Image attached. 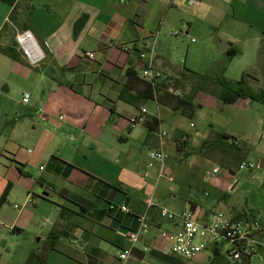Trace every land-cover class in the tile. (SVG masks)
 Masks as SVG:
<instances>
[{"label": "crops", "instance_id": "0c3cea01", "mask_svg": "<svg viewBox=\"0 0 264 264\" xmlns=\"http://www.w3.org/2000/svg\"><path fill=\"white\" fill-rule=\"evenodd\" d=\"M189 2L16 0L10 6L0 0V49L13 48L17 55L14 60L0 52V201L7 192L0 207V241L13 244L14 236L26 231L37 238V244L24 248L16 263L9 248L0 246V264L6 252L9 259L4 264H26L31 253L42 252L47 253L44 264L157 260L154 252L161 253L167 246L159 230L174 227L160 220L156 209H147L149 199L176 213L191 209L202 220L216 213L229 219L264 216L260 192L264 169L258 174L250 171L255 185L238 179L231 168L226 175L216 167L222 173H212L208 184L200 168L188 163L180 180L179 169L173 171L169 157L176 150L177 135L191 137L190 143L193 137L174 127L168 139V133L161 131L162 109L171 110L156 98H147L145 83L127 77L131 69L138 78L139 52L152 55L160 70L156 66L161 59L156 52L160 37L163 31L181 26L180 30L187 29L184 35L199 36L200 51L212 45L227 56L222 73L237 62L228 81L237 83L245 77L248 87L251 82L261 91L264 78L253 77L250 69L253 59H260L264 71V0ZM14 12L44 52L45 59L37 67L17 50L18 27L10 22ZM83 17L86 22L75 38V24ZM222 45L227 46L225 52ZM86 53H93L94 59ZM25 92L30 94L27 104L22 102ZM142 109L148 112L147 122L159 121L157 131L151 132L147 124H130ZM151 151L164 152L167 160L151 162ZM167 172L172 181L161 177ZM245 191L249 199L241 211L228 206L227 198ZM201 194L208 199L204 204L198 199ZM123 205L130 213L121 211ZM145 215L151 225L149 236L131 257L120 260L129 247L124 233L137 230L138 219ZM52 236L58 238L49 251Z\"/></svg>", "mask_w": 264, "mask_h": 264}, {"label": "rangeland", "instance_id": "374dc122", "mask_svg": "<svg viewBox=\"0 0 264 264\" xmlns=\"http://www.w3.org/2000/svg\"><path fill=\"white\" fill-rule=\"evenodd\" d=\"M180 29L181 26H178L175 29L163 31L156 49L161 59L157 62L156 66L171 77L178 79L187 77V79H184L186 83L184 82L180 87L184 91L185 97L191 93L194 85L193 82H190L191 73L193 72L207 76L210 79H215L218 76L231 77V71L237 62L232 64L225 74L224 72L222 73L225 64H227V56L214 51L213 49H217V47L212 45L200 51L201 40L197 34L190 33L189 35L179 37L171 35L175 31H181ZM218 47L220 50V45ZM252 65L253 67L250 69L251 75L262 81L264 71H262L260 59H253ZM249 85L253 91L257 92L255 84L250 82ZM220 90L221 88L218 85L211 82L203 86L202 91L198 94L200 99L194 102L196 112L192 120L183 117L180 113L162 109L164 125L161 131L163 130L168 133V139H171L174 127L193 137L190 143L191 137L187 136V139H185L186 134L177 135L176 150L169 157L170 165L173 171L179 169L177 174L182 182L184 180L182 170L186 164L191 163L193 167L200 168V174L204 175V179L208 184L213 168L220 167L223 171V173L222 171L220 172L222 174L230 175L229 169L231 168L236 173L238 179L257 185L254 181H251L250 175H252L251 172L256 174L263 172V169H259V165L261 160H264V105L245 99H240L234 105H223L217 97ZM261 91H264V87ZM172 97L177 98L175 96ZM192 123L194 127L190 126ZM197 133L199 135H196ZM223 134L236 139L241 150L236 151L225 146H215L213 140L216 139L217 135ZM204 138L207 139L204 140ZM201 145L202 148H200ZM241 162L252 164L254 170L251 172L250 170H239ZM194 175L197 183L199 173L196 171ZM191 182L193 184L194 180ZM262 191L260 192L264 193ZM198 199L203 204L208 200L202 194ZM227 199L228 206L233 204L236 210L241 211L245 200L249 199V194L245 191L239 196ZM211 200L210 198L209 201ZM254 212L257 213L256 211ZM11 242L13 244L6 241L1 243L0 241V246L6 248V250L9 248L8 251L10 250L13 256L12 262L16 263L18 256L24 248L26 249L30 243L33 246L37 244V238L34 239L32 234L26 231L16 234ZM8 255L9 252L3 254L1 264L6 263L9 259ZM175 258L180 261V264H233V262L228 261L225 257L214 259L210 253L201 254L191 261H186L179 257ZM148 263L170 264L159 258L157 260L149 259L146 264ZM250 264H264V259L261 255H254L250 259Z\"/></svg>", "mask_w": 264, "mask_h": 264}, {"label": "built area", "instance_id": "2783aa9c", "mask_svg": "<svg viewBox=\"0 0 264 264\" xmlns=\"http://www.w3.org/2000/svg\"><path fill=\"white\" fill-rule=\"evenodd\" d=\"M196 3H198V0H190L189 2L190 5ZM15 30L17 50L30 66L37 67L45 59L42 48L30 31ZM184 32H187V29L185 31H175L172 36H183ZM86 57L94 59L93 53H86ZM138 59L142 63L138 74L140 81L150 85L155 93L158 89H162L167 94L177 98L184 97L185 93L180 87H177L176 80L155 67L152 55L139 52ZM29 100L30 94L25 92L22 102L27 104ZM147 114V110L142 109L135 118L130 120V124L133 126L145 125L148 121ZM59 119L64 120V117L60 116ZM161 136L164 138L165 133H162ZM149 156L151 162L160 161L164 163L167 160L166 154L160 151H151ZM152 165L153 163H150L149 167H152ZM239 170L252 171L254 167L250 163L243 162L239 166ZM220 172V168H215L212 171L214 175H218ZM168 175L167 172L161 177H167L172 181V178ZM153 208L157 210L160 220L170 222L174 227V230H159L160 239L167 243V246L160 250L162 255L191 261L204 253H210L214 258L217 253L233 262V264L239 263L242 258L253 254L261 255L264 259V254H261V251H264V232L262 231L264 216L257 218L252 214H243L239 218L229 219L221 213H216L210 219L202 220L191 209H183L176 213L167 208L158 207L152 199H149L147 209ZM121 211L127 214L130 213L127 205H123ZM138 221L137 230L124 233L129 247L120 254L119 258L122 261H126L131 257L136 246L150 234L151 225L147 216L140 217ZM259 232L261 234L258 235Z\"/></svg>", "mask_w": 264, "mask_h": 264}, {"label": "trees", "instance_id": "16d2710c", "mask_svg": "<svg viewBox=\"0 0 264 264\" xmlns=\"http://www.w3.org/2000/svg\"><path fill=\"white\" fill-rule=\"evenodd\" d=\"M1 1L6 2L10 6L16 5V0H1ZM15 15H16V13L14 12V14H12V16L10 18V22L15 27H18V29L20 31H29L27 24H22V26H20ZM85 22H86V18L83 17L75 24V28H74V37L75 38L79 35V33H80L81 29L83 28ZM0 52L5 54L6 56H8L11 59H14V60L17 59L16 51L13 48H8V49H4V50L0 49ZM234 54H235L234 52H231V51L228 52V55H230V56H234ZM126 74H127V77L129 78V80H132L133 78H135L136 80L139 81L135 71L130 69L127 71ZM184 79H187V77H184L183 79H175L177 82V87H181L183 85V83L186 82V81H184ZM190 82L194 83L191 93L188 96H186V97L184 96L181 99L174 98V97L168 95L162 89H158L156 91L157 97H155V92H154L153 88L148 84H146L147 91L145 94H147V98H149L151 100L156 98L157 103L160 106L169 108L173 112L180 113L183 117L190 119V120H192L194 118V115L196 112V106L194 104V102L196 101V97L199 94V92L202 91L203 86H206V84H208L209 82L214 83L221 88L220 92L217 94V97L222 102L223 105H234L240 99L250 100L252 102H258V103H262L264 105V91H261L259 93L253 91L250 87H248L245 77H243L237 83H232V82L228 81L226 78H224L223 76H220V77L218 76L215 79H210L207 76L198 75V74H195L193 72V73H191ZM146 124H147V126L151 132L157 131L159 128V125H160L159 121H157L156 119H150L149 122H147ZM184 138L187 139V137H184ZM230 142H232V143H230ZM213 144L215 146L220 145V146L229 147V148L234 149L236 151L241 150L237 144L236 139H234L231 136L225 135V134L217 135L216 139L213 140ZM262 189L264 190V181L262 183ZM6 196H7V192L2 197V199L0 201V207L3 205ZM61 216L62 217L66 216V212L62 210ZM262 231L264 232V225L262 226ZM259 234H261V233L259 232L258 235ZM57 238H58V236L57 237L56 236L50 237L52 243L50 244L49 251L53 250L54 240H56ZM154 254L159 259H161L165 262H168L170 264H180V261L175 257L165 256V255H162L161 253H157V252H154ZM261 254L263 255L264 251H261ZM254 255H256V254L250 255L248 257L251 259ZM46 256H47V253H45V252H42L41 254L31 253L27 259L26 264H44L46 261ZM218 258H222V256H220L216 253L214 259H218ZM247 263H248V259L246 257H244L241 259V261L239 263H236V264H247Z\"/></svg>", "mask_w": 264, "mask_h": 264}, {"label": "water", "instance_id": "95a60500", "mask_svg": "<svg viewBox=\"0 0 264 264\" xmlns=\"http://www.w3.org/2000/svg\"><path fill=\"white\" fill-rule=\"evenodd\" d=\"M227 50V46L226 45H222L221 46V51L222 52H225ZM259 169H264V161L261 160V163L259 165ZM246 258L248 259V263L247 264H250V258L248 256H246Z\"/></svg>", "mask_w": 264, "mask_h": 264}]
</instances>
